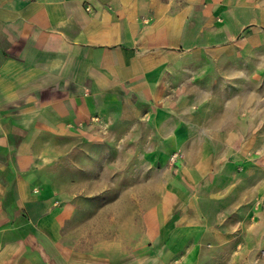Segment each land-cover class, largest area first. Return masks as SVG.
I'll return each mask as SVG.
<instances>
[{"label": "crops", "instance_id": "obj_1", "mask_svg": "<svg viewBox=\"0 0 264 264\" xmlns=\"http://www.w3.org/2000/svg\"><path fill=\"white\" fill-rule=\"evenodd\" d=\"M261 12L264 0H0V264H264L254 169L205 142L255 123L254 99L245 119L223 81ZM123 140L150 158L137 186L166 192L139 216L134 249L80 254L55 202L74 204L80 174L111 187L97 173ZM219 151L236 159L218 164Z\"/></svg>", "mask_w": 264, "mask_h": 264}, {"label": "rangeland", "instance_id": "obj_2", "mask_svg": "<svg viewBox=\"0 0 264 264\" xmlns=\"http://www.w3.org/2000/svg\"><path fill=\"white\" fill-rule=\"evenodd\" d=\"M261 13L262 20H264V12ZM238 39L240 42L238 48L240 52V74L239 76L224 77L223 82L232 86V88L225 87L224 91L227 92L224 94L233 96L227 102L231 103L232 101L234 105H239L241 115L245 119L249 116L248 103L251 104L252 99H254L252 110L254 106L255 112L254 116L250 114L249 119L255 120V123H231L227 127L223 125L221 130V125H219L218 130L224 133V137L228 133L234 136L239 132L241 137L225 138L220 143L216 140L205 142L209 148L215 147L217 143L218 149L222 148L224 152H231L233 149L240 150V155H237L241 160L240 165H244L245 168L250 165L254 169L256 204L258 209L261 207L264 209V198L258 199L264 196V171L259 170L264 159L262 154L264 151V24L246 27L240 32ZM247 40L249 42H246ZM253 71L255 72L254 81L251 76ZM252 84L254 85L253 89H249ZM211 130L213 129H208V131ZM119 142H112L110 157L106 161L111 165V172L97 173V178H100L101 181L104 180V177L111 178V187L91 189L86 182L87 176L80 174L78 186L74 189L67 187V193L70 195L67 199H69L70 204L72 202L74 204L67 205L65 200L66 203L60 199L55 202L54 207L63 208L64 212L72 213V217L65 223V233L61 240L66 247L75 248L80 251V254L90 250V253L94 252L97 258H103L108 253L111 258L118 259L120 248L134 249L137 236H132L134 235L132 232L139 224V216L151 210L153 205H151L150 200L152 198L166 192L165 189H160L158 194L154 188L146 185L140 188L137 186V176L140 173L135 171V168L141 164L148 165L150 158L146 155L143 157L141 154L139 155V152L142 153L141 147L135 146V140H123L120 145ZM216 158L219 164L228 158L235 160L236 156L221 155L219 151ZM254 167L257 169L255 170ZM244 170H242L240 177L246 176L247 172ZM150 174L151 171L145 170L144 180H147ZM136 196L143 199V202L137 203L135 201ZM132 218H136V220H131ZM108 250L113 252H105ZM142 252L143 258L153 254L149 250ZM259 254L264 256V251H260ZM176 264H180V261H177Z\"/></svg>", "mask_w": 264, "mask_h": 264}, {"label": "built area", "instance_id": "obj_3", "mask_svg": "<svg viewBox=\"0 0 264 264\" xmlns=\"http://www.w3.org/2000/svg\"><path fill=\"white\" fill-rule=\"evenodd\" d=\"M90 9V8H89Z\"/></svg>", "mask_w": 264, "mask_h": 264}]
</instances>
